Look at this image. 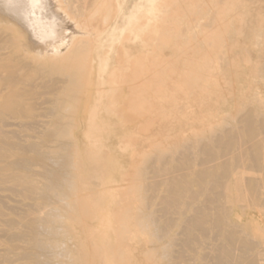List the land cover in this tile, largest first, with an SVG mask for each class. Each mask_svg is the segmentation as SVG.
<instances>
[{"label":"bare ground","instance_id":"6f19581e","mask_svg":"<svg viewBox=\"0 0 264 264\" xmlns=\"http://www.w3.org/2000/svg\"><path fill=\"white\" fill-rule=\"evenodd\" d=\"M116 4L117 0H0V191H8L19 200H27L26 204L17 200L18 205L12 203L10 206L7 203L10 200L6 202L0 195V225L3 226L0 264H78L79 251L65 244L68 238L77 240L73 230L75 220L82 215L93 221L108 220V215L103 218V214L84 212L76 205L75 196L79 191L74 173L76 160L60 138L82 109L85 132L107 130L112 133L111 121L99 123L102 117L89 111L90 102H83V92L89 86V65L91 69L96 60L94 50L103 39L100 35L103 36L116 14ZM261 15L264 17V8ZM241 24L246 26L243 22ZM137 29L138 21H129L117 47L115 69L119 70L124 59L128 58L127 54L133 51V43H137L134 39L139 35ZM249 33L251 38L262 34V37L253 39H258L255 43L259 47L258 57L255 55V63L259 65L256 71L264 74V30L260 32L252 27ZM140 34L148 36L146 31L140 30ZM213 49L212 46L207 47V50ZM189 50L188 54L173 56L199 55L197 48L192 46ZM24 52L42 61H28L23 57ZM242 61L248 63L250 59ZM133 62L141 63L140 60ZM239 63L234 58L229 62H216L214 66L237 67ZM203 65L209 68V74L201 79L204 85L200 107L196 110L194 103H190L188 109L192 117L198 113V116L210 115L211 118L210 104L224 102V91L233 84L223 68L216 70L221 77H212L213 65ZM195 72L194 68L190 70L191 75ZM118 74L115 78L110 75L106 82L114 85L119 80ZM98 77V85L103 86V73ZM188 81L190 97L193 98L198 94V82L193 77ZM116 92L112 90L110 97L117 98V101H108L109 105L123 106L128 96ZM92 94L96 101H93L95 112L98 113L102 91H92ZM257 98L261 101L264 96ZM262 102L263 106L257 108L258 105L239 103L233 114L222 115L224 118L218 123L209 122L208 131L197 129L196 126L203 123L195 119L192 138L172 141L165 157L158 150L154 151L158 155L144 157L145 164L138 168L133 181L140 205L135 207L134 214L129 212V206L124 207L127 213L122 216L123 240L115 246L117 251L126 238L129 240L127 234L132 233L133 240L144 236L149 243H161L158 249L151 248L150 251L153 258L164 264H203L202 260L209 261L207 264H262L264 245L261 248L257 245L259 240L244 234L242 228L247 223L246 213L233 209L228 199L230 186L236 183L231 174L240 169L245 159L248 158L250 168L244 167L260 170L258 177L264 171V162L252 153L255 151L242 146L245 138L264 130V118H261L264 115L260 109H264V100ZM40 105V115L49 118L41 124L35 121ZM217 109H221L220 106ZM74 111L77 112L73 116ZM23 132L32 133L30 137L35 140L23 144ZM150 140L146 138L147 142ZM119 159L122 162L126 160L125 156ZM257 170L246 171L255 176ZM239 175L241 190H251V203L263 206L264 181L257 176L254 178L259 182L246 178L249 175ZM149 176L153 179L149 180ZM195 185L198 186L196 190ZM22 204L27 206L26 210L19 208ZM9 212L19 218L9 216ZM130 226H134V230H129ZM174 227L177 231L172 232ZM110 240L109 236L106 237V243ZM200 249L204 252L198 262Z\"/></svg>","mask_w":264,"mask_h":264},{"label":"rangeland","instance_id":"374dc122","mask_svg":"<svg viewBox=\"0 0 264 264\" xmlns=\"http://www.w3.org/2000/svg\"><path fill=\"white\" fill-rule=\"evenodd\" d=\"M147 1L120 0L122 11L116 19L117 34L125 27L128 16L138 7H145ZM166 4L169 7V18L162 20V23L158 21L161 24L162 31L151 39V43H147V48L149 44L150 49L166 48L164 54L170 57H128L124 59L122 66L117 70L113 62L117 50L116 46L120 42L116 39L110 56V65L108 68L105 64L103 66L104 69H107L106 72L109 75L119 73V77L125 75V80L119 79L115 81L114 85L113 83L104 82L103 86H99L92 78V68L90 69L89 65L87 74L89 86L83 92V102L85 103L89 100V111L94 112V116L98 114L102 117L99 119V123L102 121L107 124L111 121L113 125L112 133L107 130L105 132H92V130L85 132L86 122L85 118H83L84 109H82L76 114V121H73L68 126L65 135L60 138V141L76 160L74 173L79 190L75 196L76 205L83 208L84 212L90 211L89 213L92 214H103L104 217L101 216L103 218L108 215L107 222L93 221L85 215L80 216L77 221L75 220L76 225L73 230L77 240L75 242L73 238H68V240H65V244L67 245L66 247H73L79 251L80 254L77 256L78 264H164L162 261L153 258L151 256L152 250L150 251L151 248L158 249L161 243H149L144 236L139 237L138 240H133V234L129 233L127 235H129L130 241L126 238V242L120 247L122 249H119V251L115 249V246L123 240L121 231L123 230L122 223L124 218L122 216L127 213L124 207L129 206V212L134 214L135 207L140 205L133 181L136 180L135 174L139 172L138 168L145 164L143 163L144 157L152 156L155 150H158V153L161 152V155L165 157L172 141L181 140L182 137L192 138L194 136V131L191 130L192 122L195 119L203 123L201 126H196L197 129L208 131L210 129L209 122L218 123L220 122L219 120L227 117L225 115L228 112L229 115L233 114L239 107V103H246L253 107L258 105L256 108L263 106L264 74L260 72L259 74L256 71L259 66L258 63H255L257 62L259 47L255 43L258 39H253L262 37V34L254 35L251 38L249 32L252 27L260 32L264 30V17L261 15V10L264 8V0H167ZM242 22L246 26H242ZM111 35L112 33L107 31L106 36L101 41V46H107L110 43ZM215 38H219V40L217 41L216 39L215 41ZM129 45L132 44L130 43ZM141 45L144 46L142 43ZM137 46H139V43H133V48L136 49L138 48ZM192 46L198 49L199 55L195 57H174L190 53L189 48ZM209 46L214 47V49L207 50ZM224 47H227L226 50H224ZM102 53V50H100L97 57H100ZM171 55L174 56L172 57ZM23 57L34 63L42 61L41 59L33 58L27 52H24ZM234 58L240 61L237 67L230 65V67L228 65L222 67L214 66L216 62H222L223 60L224 62H229ZM245 58H249L250 62H243L242 60ZM135 60H140L141 63L133 62ZM191 62L195 64L192 65ZM203 63H211L213 65L212 74H210L212 77H217V75L221 77L219 73H216V70L223 68L227 72V78L232 81L231 85L233 84L230 87L226 86L228 88L224 91L226 100L221 102L220 105L210 101L211 118L210 115L202 114L198 116V113L192 117L188 109L190 103H194L196 110L199 109L201 104L202 86L204 85L201 79L209 74L207 73L209 68ZM54 66L56 67V65ZM192 68L196 69V72L191 75L190 70ZM141 77H149L150 80L144 79L140 81ZM191 77L197 79L198 82L196 85V94H198L193 98L190 97L188 81ZM262 77L263 79H261ZM222 82L223 80H221ZM223 87L225 88V86ZM96 90L102 91L100 112L98 113L95 112V103L88 99L90 98L89 95H93L92 91L96 92ZM112 90H116L120 94L123 92V94L128 96L124 100L126 103L123 106L109 105L108 101L112 103L117 101V98L110 97ZM256 93H261V95ZM142 95L145 96L141 97ZM242 95H245V97H241ZM113 96H115V93ZM258 96L261 97V101H259L260 98H257ZM233 102L235 105H233ZM237 104L238 106H236ZM219 106L221 112L217 109ZM41 107L42 105L37 110L39 114L35 118L36 120L34 119L40 124L47 121V119L49 120V118L40 115ZM260 109L262 115H264V109ZM76 112L74 111L73 116ZM261 118L264 117L261 116ZM37 119L42 120L40 122ZM25 120L28 121L27 119ZM88 127H90V124ZM262 132L264 133V130L251 138H245L242 141V146L244 145L247 149L255 151L252 153H255L256 157L264 162L261 154L264 151V136ZM23 134V144H28L35 140L34 137H30L33 136L32 133L31 135L28 133V135L23 132ZM256 135L257 137H255ZM147 137L151 139L148 142L146 141ZM158 153L154 155H158ZM28 154L33 155L31 152ZM122 156H125L126 163L119 159ZM249 163L248 158L245 159L243 167L240 166V169L237 168L231 174L236 183L231 184L228 199L232 203L233 209L236 208L235 210L238 212L245 211L246 213L245 219L247 223L242 228L244 234L249 238L253 237L252 239L261 241H257V245L263 248L264 205L257 206L251 203V190H247L248 193L241 190L238 181L239 172L243 176L249 175L245 176L246 178L264 181V171L262 173L263 178L260 177L262 174H259L260 176L258 177L257 172H260V170L247 169L248 167L250 168ZM243 168L246 173V170H251L252 172L257 170L255 176L258 179L249 173L245 174L244 172L243 174ZM149 175L151 176L152 174ZM150 176L148 178L152 180L153 178ZM194 189H198V186L194 187ZM0 192L6 202L10 200L7 202L8 205L12 203H15L12 205H18V201L24 203L27 201L19 200V197L12 195L8 191ZM261 197H264V195H261ZM71 199H74V196ZM19 208L26 210L27 206L22 204ZM9 216L16 219L19 218L12 212H9ZM2 227L0 225V235H2ZM134 228V226H130L129 230L132 231ZM174 230L177 231V227L171 229L172 232H175ZM108 236L111 238L110 243H106V237ZM203 252L204 250L200 249L199 257L196 261H201ZM202 262L203 264L209 263V261L204 260ZM260 262L264 264V260Z\"/></svg>","mask_w":264,"mask_h":264},{"label":"crops","instance_id":"0c3cea01","mask_svg":"<svg viewBox=\"0 0 264 264\" xmlns=\"http://www.w3.org/2000/svg\"><path fill=\"white\" fill-rule=\"evenodd\" d=\"M166 1L167 0H148L147 5L145 7H138V9H135V11L128 16V21H127L125 27L117 34L116 19H117L119 13L122 11L120 0H117L116 14H115L113 20L111 21V23L104 30L105 35L104 34H103V36L100 35V38H103L106 36L107 31L108 32L110 31L112 33V35H111L112 37L110 36V38H111L110 43L107 46H101V42H100V43H98L97 48L94 50L96 60H95V63L93 64V67H92V75H93L92 78L97 83V85L100 82L98 74L101 72L103 73L104 82L108 81L111 74L109 75L106 72L107 69L105 68L106 69L105 70L103 65L105 64V65H107L106 66L107 68L109 67V65H110L109 61L111 60V58H110L111 52H112V50L114 48V44H115L114 42L116 39L118 40V42H121L122 36H123L124 31H125V28L127 27V24L129 23V21L131 22L133 19H135V21H138V29L137 30H139V35L135 37L134 42L139 43V46H137V47L138 48L141 47V48L140 49L133 48V51L130 54H127V56L130 58H139V57L142 58V57H148V56H151V57H153V56L170 57V56H167L164 54V51L166 50V48H161V49L151 48L150 49V44H149V47L147 48V43L148 42L151 43V39H153L159 32L162 31V28L160 27L161 24H159L158 21L162 23L164 21V19L169 18V7L167 6ZM162 27H163V24H162ZM140 30H141V32H143V31L148 32V36H144V35L140 34ZM141 43L144 44V46H142ZM118 45L116 46V49H117ZM100 50H102L103 53L100 57H97L98 52ZM117 51H118V49L116 50L115 58L117 57ZM148 53H150V55H148ZM113 64L115 65V62H113ZM115 76H116V74L113 73L111 75V78H115ZM138 77H139V75H138ZM118 79L125 80V75L118 77ZM144 79L150 80L149 77L148 78L147 77H141L140 81H142ZM152 80H153V78H152ZM90 99L92 101L95 100L94 96H91Z\"/></svg>","mask_w":264,"mask_h":264}]
</instances>
